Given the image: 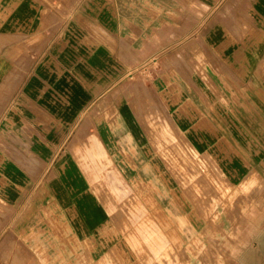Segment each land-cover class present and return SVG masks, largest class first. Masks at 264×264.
<instances>
[{"label": "rangeland", "instance_id": "obj_1", "mask_svg": "<svg viewBox=\"0 0 264 264\" xmlns=\"http://www.w3.org/2000/svg\"><path fill=\"white\" fill-rule=\"evenodd\" d=\"M12 1L18 4L12 21L27 23L29 36L42 33L57 42H73L89 32L94 36V28L130 38L137 22L163 19L167 8L178 5V0ZM203 2V33L210 36L212 28L226 25L234 5ZM28 5L37 12L28 11ZM194 11L189 0L193 25ZM41 19L54 21V27L37 28ZM26 62L10 65L19 72ZM35 65L36 57L29 68L36 70ZM2 68L0 63L1 74ZM140 71L130 68L123 78L108 77L106 85L118 80L120 86L107 94H81L84 108L68 126L76 139L65 143L57 159L75 204H64L65 194L52 212L43 211L37 235L28 239L40 264H102L108 257L115 261L109 264H264V119L256 127L262 139L220 141V155L213 156L211 142L193 139L194 128L180 122L179 99L170 104L168 87L154 88L152 72ZM76 80L84 88L83 83L98 79ZM36 81L44 78L0 75V156L20 143L10 140L12 133L38 130L22 121L19 104H11L16 119L9 124L3 109L11 89L18 85L10 102L19 103V85ZM221 127L228 132V126ZM10 215L0 189V231ZM100 230L114 236L107 248L100 243Z\"/></svg>", "mask_w": 264, "mask_h": 264}, {"label": "crops", "instance_id": "obj_2", "mask_svg": "<svg viewBox=\"0 0 264 264\" xmlns=\"http://www.w3.org/2000/svg\"><path fill=\"white\" fill-rule=\"evenodd\" d=\"M177 2L174 9L165 8L163 19L156 16L133 25V37L94 28V36L89 32L88 37L73 42H57L42 33L29 36L27 23L22 26L11 20L18 4L0 0V63L4 69L0 75L44 78L43 83L20 84L19 103L10 102L18 85L3 103L5 124L16 119L11 104H19L22 121L38 130L12 133L10 140L20 143L0 156V189L12 213L0 231V264L43 263L28 244L29 237L37 235L35 226L44 220L43 211L52 212L51 206L60 204L65 194L68 199L63 203L75 204L74 198L69 200V186L62 182L57 162L66 151L65 143L76 139L68 126L75 124L77 109L84 108L82 93L85 97L99 90L107 94L120 86L118 80L110 87L105 84L111 75L123 78L130 68L152 72L153 87H168L170 104L179 99L180 122L194 128L190 131L193 139L211 142L213 156L220 155V141L263 138L256 127L264 119V0H229L233 13L226 25L212 28L210 36L203 33V0H191L195 25L189 21V0ZM27 9L37 12L34 6ZM36 23L37 28L54 27V21ZM34 57L36 70L29 68ZM12 60H26L27 65L17 72L10 65ZM81 76L98 80L83 83L82 88L81 82L76 83ZM97 235L104 248L114 239L110 232L100 230ZM108 258L102 264L115 262Z\"/></svg>", "mask_w": 264, "mask_h": 264}]
</instances>
